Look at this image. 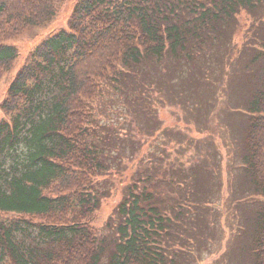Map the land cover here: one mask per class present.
<instances>
[{"label":"trees","instance_id":"trees-1","mask_svg":"<svg viewBox=\"0 0 264 264\" xmlns=\"http://www.w3.org/2000/svg\"><path fill=\"white\" fill-rule=\"evenodd\" d=\"M263 4L76 0L67 29L35 46L0 102L8 117L0 119V264H188L192 240H202L212 208L203 204L204 192L178 191L184 169L170 176V186L154 172L128 182L114 208L113 232L100 245L93 218L110 193L94 186L106 165L91 105L106 83L142 63L162 57L192 63L206 50L224 48L237 14L252 15ZM55 13L56 0H0V79L17 57L7 43ZM257 47L264 49V40ZM256 55L251 62L264 56ZM254 80L244 106L242 166L245 191L264 197L263 66ZM171 188L177 198L167 196ZM255 208L242 252L249 264H264V204Z\"/></svg>","mask_w":264,"mask_h":264},{"label":"rangeland","instance_id":"rangeland-1","mask_svg":"<svg viewBox=\"0 0 264 264\" xmlns=\"http://www.w3.org/2000/svg\"><path fill=\"white\" fill-rule=\"evenodd\" d=\"M75 1L56 0L51 20L7 43L16 48L17 57L0 79V102L35 46L67 29ZM262 40L264 4L252 15L244 10L237 14L235 32L224 48L206 50L192 63L165 57L142 63L119 82L104 85L90 114L106 165L94 186L110 193L93 218L101 246L113 232L114 208L128 182L154 172V177L166 176L162 186H170L174 184L169 183L170 176L175 178L184 169L183 180L175 184L181 187L178 191L186 196L198 189L208 199L203 204L212 208L203 222L202 240H192L188 264H249L242 251L249 248L255 207L264 204V197L245 191L242 135L248 91L264 68V56L254 63L250 58L264 55L257 47ZM243 69L246 72L241 73ZM182 74L193 78H180ZM1 118L8 117L0 108ZM163 190L168 192L166 186ZM169 192L167 196L177 198L175 188ZM6 216L10 215H1Z\"/></svg>","mask_w":264,"mask_h":264}]
</instances>
